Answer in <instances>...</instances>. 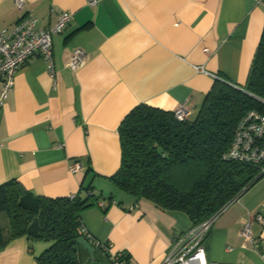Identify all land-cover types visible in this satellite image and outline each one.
<instances>
[{"label":"crops","instance_id":"obj_1","mask_svg":"<svg viewBox=\"0 0 264 264\" xmlns=\"http://www.w3.org/2000/svg\"><path fill=\"white\" fill-rule=\"evenodd\" d=\"M30 11L42 28L59 14L70 21L52 38V69L32 57L14 78L0 111V185L16 180L36 196L70 197L91 186L107 210L92 206L81 225L127 264H163L174 239L192 228L179 212H165L112 184L120 166L118 128L137 105L164 111L184 105L196 117L218 79L245 84L264 28V4L253 0H0V30ZM77 50L85 63H68ZM196 67H200L199 70ZM214 75V76H213ZM2 80L0 79V89ZM79 163L75 173L73 162ZM261 217V220L258 218ZM250 223L253 241L241 236ZM47 242L26 237L0 249V264H36ZM264 176L213 222L206 259L216 264H264Z\"/></svg>","mask_w":264,"mask_h":264},{"label":"trees","instance_id":"obj_2","mask_svg":"<svg viewBox=\"0 0 264 264\" xmlns=\"http://www.w3.org/2000/svg\"><path fill=\"white\" fill-rule=\"evenodd\" d=\"M249 111L264 115V28L254 52L246 82L235 86L217 79L192 120H179L175 111L146 104L134 107L118 128L121 158L113 186L145 200L165 212L184 214L193 226L229 206L244 190L264 176V165L225 157L237 127ZM84 188L70 197L36 196L16 181L0 185V249L11 240L26 237L30 246L47 242L36 264H81L85 238L110 264L129 262V255H112L108 243L100 244L81 231L80 213L99 206L108 197ZM102 210L107 206L103 203Z\"/></svg>","mask_w":264,"mask_h":264},{"label":"built area","instance_id":"obj_3","mask_svg":"<svg viewBox=\"0 0 264 264\" xmlns=\"http://www.w3.org/2000/svg\"><path fill=\"white\" fill-rule=\"evenodd\" d=\"M13 1L17 10L22 12L26 6V0ZM253 1L256 4H264V0ZM86 2L89 5H94L96 0H86ZM70 18L68 12H62L51 27L42 28L38 25L37 17L32 12L25 11L13 27L0 30V79L2 80L0 111L8 94L13 89L17 72L32 57H41L48 64V68L52 69V38L63 32ZM84 63L82 51L77 50L73 53L68 66L76 71ZM196 69L199 70L200 67H196ZM214 78L218 79L216 76ZM187 114L184 105L175 111V116L179 120L187 117ZM225 157L241 162L264 165V115L256 111H249L243 117L235 132L232 146ZM78 169L79 163L74 161L70 165V171L75 173ZM99 206L103 207V202H100ZM227 207H224L210 219L177 235L163 264H216L210 263L206 259L205 241L213 222ZM258 219L261 220V217ZM81 231L87 233L83 227ZM241 236L246 241H253L250 223L243 225ZM102 243L100 242V244ZM256 247L264 255V245H257ZM115 264L124 263L117 262Z\"/></svg>","mask_w":264,"mask_h":264},{"label":"rangeland","instance_id":"obj_4","mask_svg":"<svg viewBox=\"0 0 264 264\" xmlns=\"http://www.w3.org/2000/svg\"><path fill=\"white\" fill-rule=\"evenodd\" d=\"M81 264H110L107 258L99 251L95 253V259H92L85 250L82 249Z\"/></svg>","mask_w":264,"mask_h":264},{"label":"water","instance_id":"obj_5","mask_svg":"<svg viewBox=\"0 0 264 264\" xmlns=\"http://www.w3.org/2000/svg\"><path fill=\"white\" fill-rule=\"evenodd\" d=\"M78 243L85 248L89 256L94 259V247L83 237L78 238Z\"/></svg>","mask_w":264,"mask_h":264}]
</instances>
